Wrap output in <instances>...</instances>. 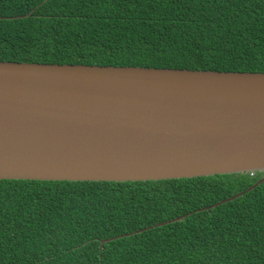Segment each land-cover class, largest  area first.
Masks as SVG:
<instances>
[{"label": "trees", "instance_id": "1", "mask_svg": "<svg viewBox=\"0 0 264 264\" xmlns=\"http://www.w3.org/2000/svg\"><path fill=\"white\" fill-rule=\"evenodd\" d=\"M28 14V15H26ZM0 60L264 72V0H0ZM261 172L0 179V264H264Z\"/></svg>", "mask_w": 264, "mask_h": 264}, {"label": "water", "instance_id": "2", "mask_svg": "<svg viewBox=\"0 0 264 264\" xmlns=\"http://www.w3.org/2000/svg\"><path fill=\"white\" fill-rule=\"evenodd\" d=\"M244 172L262 174L231 196L99 246L230 201L264 180V72L0 60V179Z\"/></svg>", "mask_w": 264, "mask_h": 264}, {"label": "built area", "instance_id": "3", "mask_svg": "<svg viewBox=\"0 0 264 264\" xmlns=\"http://www.w3.org/2000/svg\"><path fill=\"white\" fill-rule=\"evenodd\" d=\"M250 173H252V172H250Z\"/></svg>", "mask_w": 264, "mask_h": 264}]
</instances>
